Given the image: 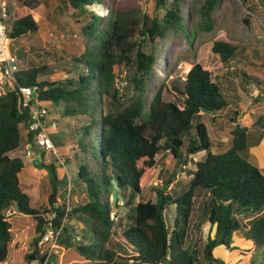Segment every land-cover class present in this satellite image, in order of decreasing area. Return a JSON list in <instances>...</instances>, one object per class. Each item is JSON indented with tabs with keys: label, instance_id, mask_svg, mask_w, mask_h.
Segmentation results:
<instances>
[{
	"label": "trees",
	"instance_id": "obj_1",
	"mask_svg": "<svg viewBox=\"0 0 264 264\" xmlns=\"http://www.w3.org/2000/svg\"><path fill=\"white\" fill-rule=\"evenodd\" d=\"M32 1L23 2L32 9L37 0ZM62 1L72 8H79L89 0ZM154 1L156 9L165 11L162 22L143 12L138 0H129L123 6L116 1L112 5L107 3L110 13L105 27L96 36L97 41L73 57L75 63L84 67L75 77L38 80L53 71L44 64L20 69L13 77L14 88L0 96V264L6 261L12 238L7 215L12 206L18 213L34 218L38 233L43 224L41 215L48 211L55 213V226L65 215L87 221L88 232H82L81 242L76 245L68 240L60 243L74 246L92 264H210L212 260L224 264L215 258L212 250L229 247L232 234L237 230L242 231L244 239L254 248L264 247V173L248 161L249 131L245 126L235 124L230 131V147L214 153L206 125L201 120L200 112L214 113L228 105L211 70L194 63L188 71L170 77L169 85L163 80L146 108V87L157 56L153 49L145 51L144 46L163 38L168 28L183 29L179 0H168V7L165 6L167 0ZM219 1L204 0L199 7L200 30H212V11ZM257 1L264 10V0ZM6 29L8 37L16 38L36 32L38 23L27 12L15 18ZM96 29L92 21L82 27L87 37ZM236 50L235 45L224 40H214L211 45L212 53L219 56L220 64L226 68ZM123 70L127 86L122 92L116 80ZM239 74L242 81L253 80L256 86L260 85L256 77L243 70ZM36 82L39 98L61 105L64 116L89 119L82 128L85 146L78 144L77 147L88 152L89 158H86L92 165L89 170L80 165L70 178L71 185L85 186L87 200L83 203L73 202L70 188L66 202L55 205L66 178L58 176L51 162L37 163L38 168L46 170L49 180L41 211L33 206L31 195L25 191L29 185L19 180L18 175L25 164L22 157L10 156V153L25 143L30 114L20 104L18 89ZM164 93H169L173 99H166ZM263 94L259 91V97ZM102 97H105V110L101 107ZM192 119L196 120L195 139L187 136L183 140L182 133L189 128ZM255 123L264 128L261 118ZM53 141L57 145L54 137ZM200 151L205 152L204 157L192 160V156ZM162 152L170 153L180 165L184 164L181 171L189 178L186 183H180V190L176 191L169 188L174 182L175 174L172 173L171 179L167 180V176L153 189L154 201L144 200L141 195L143 184L150 177V168L157 162L156 156ZM188 164L193 166L187 167ZM112 185L124 198L122 205L125 208V212L116 214L115 219L110 217ZM198 188L207 195L202 213L208 222V230L201 252L206 263L184 246ZM118 197H115L116 206ZM170 205L175 207L171 229L164 219V211ZM237 213L257 214L242 222L236 217ZM67 232L64 226L62 235ZM114 236L117 237L115 243L109 246ZM34 251L32 255L38 256V250ZM38 257L42 262L44 257Z\"/></svg>",
	"mask_w": 264,
	"mask_h": 264
},
{
	"label": "rangeland",
	"instance_id": "obj_2",
	"mask_svg": "<svg viewBox=\"0 0 264 264\" xmlns=\"http://www.w3.org/2000/svg\"><path fill=\"white\" fill-rule=\"evenodd\" d=\"M108 4L117 2L122 6L129 0H105ZM204 0H179L181 16L183 18V29L168 28L163 38H158L154 44H146L145 51L154 50L157 60L153 67L151 79L146 87V108L149 100L159 84L164 80L169 85V78L180 75L188 71L194 63H200L204 68L211 70V75L217 81L220 88L232 103L231 107L225 113L218 117L221 123H213L209 120L210 115L206 112L203 121L207 124L209 133L213 139H222L223 144H229L230 130L232 124L229 118L239 114H245V124L256 121L261 118V124L264 125V98L259 97V91L264 93V10L257 0H220L212 11L213 28L211 31H202L199 28L201 18L199 7ZM23 2V1H22ZM32 2V0H29ZM170 1L165 2L168 7ZM141 10L149 16H156L160 22L163 20L164 9H156L154 0H138ZM23 3L19 7H23ZM72 8L62 0H37V5L31 13L33 19L38 23L36 32H29L16 38H9L8 47L10 52L16 56L20 69L47 65L52 68V73L38 77V80H63L65 78L76 76L84 70V67L73 61V57L80 55L84 49L92 42L97 41V34L105 27L107 18L94 16L82 8ZM26 10H19L17 16L13 15L3 21L6 28H9L14 17H20ZM92 17L94 19L92 20ZM96 24L97 29L89 36L85 35L82 27L88 22ZM7 33V29H6ZM224 40L236 46V54L230 65L226 68L220 64L219 56L212 53L211 45L214 40ZM243 70L249 76L258 79L259 86L252 80L251 82L242 81ZM238 72V74L236 73ZM123 70L120 78L116 80V85L120 91L125 90L126 80L123 78ZM167 75V77H165ZM11 85V84H10ZM259 88V91H258ZM13 89V88H11ZM166 99L173 98L169 93H164ZM49 116L56 121V128L52 129L53 137L58 142L57 152L65 164V169L70 176L74 174L80 165H84L87 170L91 167L88 163V152H82L77 145L85 146L82 142V128L89 121L87 117L75 116L67 117L62 113V106L50 101ZM101 107L105 110V97H102ZM240 111H242L240 113ZM147 112H145L146 114ZM195 123L192 119L189 128L182 133V139L187 136L195 139ZM264 133V128L257 125ZM190 132L189 134H187ZM185 142V141H184ZM91 143H93L91 141ZM83 149V148H82ZM211 149L220 151L222 148ZM92 152H95L93 149ZM255 148L248 161L264 173L263 163ZM10 154L22 157L25 165L19 173V180L26 183L27 191L32 196L33 206L41 211V205L44 202L43 194L47 191L49 183L45 169L37 167L23 157V146L20 145ZM201 157V152L194 154L192 160ZM67 158L68 160H64ZM157 162L153 168H150V177L143 184L141 195L144 200H155L154 188L160 186L167 177L171 179L172 173L175 174L174 182L169 185L176 191L180 190V183H186L188 176L182 172L184 164L180 165L177 160L168 152H162L156 156ZM44 164L52 163L56 167L59 177H67V174L56 159L51 154H46ZM94 162V161H92ZM193 165L188 164L187 167ZM34 167V168H33ZM32 169V170H31ZM45 170V171H44ZM44 171V172H43ZM177 181V182H176ZM69 185L71 188L70 198L73 202L83 203L87 200L85 186ZM182 185V184H181ZM68 188V182L60 186V194L57 204L66 202L67 197L64 192ZM26 191V192H27ZM119 196L117 206L115 197ZM119 191L112 185L109 194V201L112 206V214L122 215L125 208L122 205L124 198ZM207 195L199 188L194 198L193 211L190 218L189 228L186 234L184 246L194 251L200 261L206 263L201 255L206 245L207 238V220L203 215V203ZM135 202V201H134ZM257 213H237L236 217L244 222L250 215ZM11 222V241L8 246V255L3 264H44L36 255L37 241L39 233L35 230V220L32 216L20 214L17 211L12 213L11 209L7 211ZM175 217L174 205L168 206L164 211V219L168 228L173 226ZM76 217L66 218L65 226L68 232L61 235V241H69L72 245L81 242L82 232H88V223L79 222ZM206 221V222H205ZM112 237L109 246L115 241ZM229 247H217L212 250L213 255L224 264H264V247L256 249L249 241H246L242 231L237 230L232 234ZM45 247L38 248V253L43 254ZM45 264H92L86 260L75 249L74 246L68 247L65 243H60L58 252H53ZM216 264H219L216 262Z\"/></svg>",
	"mask_w": 264,
	"mask_h": 264
},
{
	"label": "built area",
	"instance_id": "obj_3",
	"mask_svg": "<svg viewBox=\"0 0 264 264\" xmlns=\"http://www.w3.org/2000/svg\"><path fill=\"white\" fill-rule=\"evenodd\" d=\"M83 8L89 13L103 18H107L110 9L107 3H104L99 0H89L84 3ZM10 15L9 5L6 0H0V96L14 88L13 77L19 70V64L17 58L13 55L8 47L9 38L6 33V27L3 24V21L7 19ZM11 84V85H10ZM19 99L20 104L23 107H26L30 114V122L26 127V136L25 143L23 146V157L35 159L36 162L48 161L46 159V154H51L56 161L64 168L67 177L66 181L68 182V188L65 190V196L69 198L70 192V176L68 175L65 164L60 158L57 147L53 141L52 129L56 128V121H53L50 118L49 113L50 109L48 104L50 101L42 100L39 98L38 84L37 82L29 85L19 87ZM264 98V94L262 95ZM27 134H29L27 136ZM58 201V199H57ZM55 205H58L57 202ZM69 210V207L66 206V211ZM43 224L41 232H39V240L37 241V250L38 248L45 247L43 254V262H47L51 257L53 252H58L60 248V237L63 233V227L66 222V215L62 218L61 223L58 226H55L53 223V218L55 216L54 212H45L42 215ZM111 218H114V215H110Z\"/></svg>",
	"mask_w": 264,
	"mask_h": 264
},
{
	"label": "crops",
	"instance_id": "obj_4",
	"mask_svg": "<svg viewBox=\"0 0 264 264\" xmlns=\"http://www.w3.org/2000/svg\"><path fill=\"white\" fill-rule=\"evenodd\" d=\"M22 1H24V0H6V2L8 3V5H9V12H10V15H9V17H11V16H13V15H15V16H17V14H19V10H21V11H23L24 12V10H26V12H25V14L28 12V11H30L31 13L33 12V8L32 9H30L29 7H27L26 5H25V3L24 2H22ZM29 1V0H28ZM20 3H23L24 5H23V7H19V4ZM31 3H33V1L31 2ZM35 5H37L36 3H35ZM83 8V7H82ZM25 14H22V16L23 15H25ZM8 17V18H9ZM21 17V16H20ZM18 18V17H17ZM14 19H15V17H14ZM224 93V92H223ZM225 95V94H224ZM225 97H226V95H225ZM226 99H227V101H228V105L224 108V109H222V110H220V111H217V112H214V113H208L209 115H210V117H209V120L210 121H213V123H217V121L219 122V120H217V118L218 117H221L224 113H225V111L226 110H228L230 107H231V105H232V103L229 101V99L226 97ZM242 111H240V113H241ZM201 113V115H202V117H201V120H202V122L206 125V128H207V132H208V135H209V137H210V139H211V141H212V145L215 147V148H222V147H224V149H220V151H213L212 149H211V151L212 152H214V153H218V152H223V151H225L226 149H228L229 147H230V143H231V135H230V138H229V144L227 145V147H226V144H223V141H222V139H219V138H216V139H213L212 137H211V135H210V133H209V130H208V127H207V124L203 121V116L205 115V113H202V112H200ZM245 114H243V115H241V114H239V115H235V116H233V117H231V118H229V120H230V122H231V124H232V128H233V126L235 125V124H238V125H240V126H245L247 129H248V131H249V134H248V151H247V158H249L250 157V155H252V151H253V149H255V148H258L259 149V153L258 152H256L255 154H257L258 155V157H260V159H261V161H262V163H263V167H264V133H263V131H261L259 128H257V124L255 123L256 121H251L250 122V124H245ZM247 120V119H246ZM218 125L220 126L221 125V123L219 122L218 123ZM231 128V129H232ZM231 131V130H230ZM201 152V157L199 158V159H197V160H200L201 158H203L204 157V155H205V152L204 151H200ZM200 152H198V153H200ZM197 154V153H196ZM10 156H13L12 154H10ZM26 160H28V161H30L31 163H33V164H36V163H39V162H36L35 161V159H32V158H26ZM195 160V159H194ZM196 160V161H197ZM24 164H25V162H24ZM34 168V167H33ZM32 170V169H31ZM264 170V169H263ZM45 171V170H44ZM43 171V172H44ZM23 183V182H22ZM24 184H26V183H24ZM27 185V184H26ZM25 191H27V188L25 189ZM27 193H28V191H27ZM29 194V193H28ZM64 194H66L65 192H64ZM32 197V196H31ZM32 201H33V199H32ZM11 211H12V213H14L15 211H17L16 210V207L15 206H12V208H11ZM30 216V215H29ZM9 218L10 217H8V220H9ZM76 220V219H75ZM10 221V220H9ZM79 222L80 223H82L83 224V221H80L79 220ZM173 227V226H172ZM171 227V228H172ZM171 228H169V229H171ZM116 240V239H115ZM115 243V242H114ZM5 263V262H4ZM3 264V263H2Z\"/></svg>",
	"mask_w": 264,
	"mask_h": 264
},
{
	"label": "water",
	"instance_id": "obj_5",
	"mask_svg": "<svg viewBox=\"0 0 264 264\" xmlns=\"http://www.w3.org/2000/svg\"><path fill=\"white\" fill-rule=\"evenodd\" d=\"M207 251H208V255H210L211 254L210 249H208ZM118 260L121 261L122 259L119 258ZM210 264H216V261L212 260Z\"/></svg>",
	"mask_w": 264,
	"mask_h": 264
}]
</instances>
